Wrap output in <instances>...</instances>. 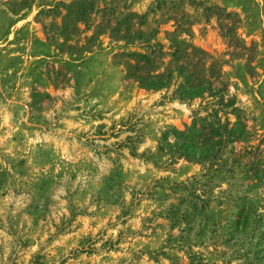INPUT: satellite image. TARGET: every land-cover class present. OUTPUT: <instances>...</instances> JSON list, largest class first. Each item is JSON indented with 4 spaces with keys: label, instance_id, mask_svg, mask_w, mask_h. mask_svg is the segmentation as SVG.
I'll use <instances>...</instances> for the list:
<instances>
[{
    "label": "rangeland",
    "instance_id": "obj_1",
    "mask_svg": "<svg viewBox=\"0 0 264 264\" xmlns=\"http://www.w3.org/2000/svg\"><path fill=\"white\" fill-rule=\"evenodd\" d=\"M0 264H264V0H0Z\"/></svg>",
    "mask_w": 264,
    "mask_h": 264
},
{
    "label": "trees",
    "instance_id": "obj_2",
    "mask_svg": "<svg viewBox=\"0 0 264 264\" xmlns=\"http://www.w3.org/2000/svg\"><path fill=\"white\" fill-rule=\"evenodd\" d=\"M141 84L147 88H158L159 87V84L161 83V80L163 79V75H155V76H151L150 79L152 80L151 82L150 81H147L146 78H143L141 77ZM219 120V119H218ZM220 124V120H219V123ZM213 125V124H212ZM214 132H219V130L221 129L220 127L218 129H215L214 126H212Z\"/></svg>",
    "mask_w": 264,
    "mask_h": 264
}]
</instances>
